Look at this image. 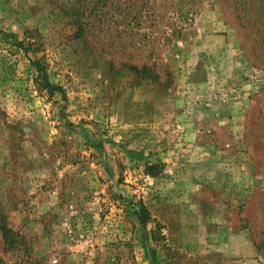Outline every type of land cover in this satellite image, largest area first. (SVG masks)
Segmentation results:
<instances>
[{"label":"rangeland","instance_id":"obj_1","mask_svg":"<svg viewBox=\"0 0 264 264\" xmlns=\"http://www.w3.org/2000/svg\"><path fill=\"white\" fill-rule=\"evenodd\" d=\"M0 264H264V0H0Z\"/></svg>","mask_w":264,"mask_h":264},{"label":"trees","instance_id":"obj_2","mask_svg":"<svg viewBox=\"0 0 264 264\" xmlns=\"http://www.w3.org/2000/svg\"><path fill=\"white\" fill-rule=\"evenodd\" d=\"M3 38H5L6 41H8L10 38H12V44L25 49L28 51V48L26 44L24 43L23 40L19 39L14 35L13 33L3 31ZM31 63L36 67V70L38 71V76H37V83L40 87L41 90H46L51 96H53L55 93L60 92L62 94H65L62 86L55 84L52 82L50 79L49 73L46 70L45 66L38 60V59H32ZM154 164H150L149 167L151 168V172L155 173L152 171V168L154 167ZM134 213L139 219V221L143 225H147L149 220H151V212L148 209V207L144 204V202H139V204H135L134 206ZM3 231L5 236L7 235L6 228L3 227Z\"/></svg>","mask_w":264,"mask_h":264},{"label":"crops","instance_id":"obj_3","mask_svg":"<svg viewBox=\"0 0 264 264\" xmlns=\"http://www.w3.org/2000/svg\"><path fill=\"white\" fill-rule=\"evenodd\" d=\"M38 187H41V186H38ZM96 228V227H95ZM95 238V237H94Z\"/></svg>","mask_w":264,"mask_h":264},{"label":"built area","instance_id":"obj_4","mask_svg":"<svg viewBox=\"0 0 264 264\" xmlns=\"http://www.w3.org/2000/svg\"><path fill=\"white\" fill-rule=\"evenodd\" d=\"M72 231V230H71Z\"/></svg>","mask_w":264,"mask_h":264}]
</instances>
